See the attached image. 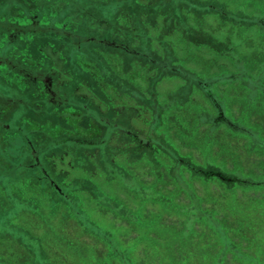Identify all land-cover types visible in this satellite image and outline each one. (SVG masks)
Returning <instances> with one entry per match:
<instances>
[{"label": "rangeland", "instance_id": "obj_1", "mask_svg": "<svg viewBox=\"0 0 264 264\" xmlns=\"http://www.w3.org/2000/svg\"><path fill=\"white\" fill-rule=\"evenodd\" d=\"M4 20L27 29L0 25V264H264V0Z\"/></svg>", "mask_w": 264, "mask_h": 264}, {"label": "trees", "instance_id": "obj_2", "mask_svg": "<svg viewBox=\"0 0 264 264\" xmlns=\"http://www.w3.org/2000/svg\"><path fill=\"white\" fill-rule=\"evenodd\" d=\"M158 4V3H157ZM150 9H152V6H150ZM155 13H153L150 17H149V19H152V17H153V15H154ZM10 25L11 27H14V29H15V31H21V29H27V28H24V27H20V24H16L15 25V22H10V21H8V20H4V22L2 23V21L0 22V25H2V26H4V25ZM37 24V22H33L32 24H31V28L30 29H32V30H34V31H37V32H39L38 30L39 29H37L36 28V25ZM22 26V25H21ZM36 28V29H35ZM55 29H58V28H55ZM55 29H53V30H47V31H53V32H55L54 30ZM63 32H64V34L66 33H69L71 36H74V37H76V38H79V40H82V39H86V38H84L83 36H80V34H73V33H70V32H68V31H66V30H63ZM93 38V37H92ZM89 39H91V38H89ZM94 39V38H93ZM7 63H9V64H11L12 62H10V61H8L7 60ZM16 66V65H15ZM22 69V71L24 72H26V74L27 75H29V76H33V74L34 73H31V72H29V71H27V70H25V69H23V68H21ZM36 75V74H35ZM38 76V75H37ZM36 76V77H37ZM121 83V82H120ZM21 140H22V138H21ZM20 140V141H21ZM23 141V140H22ZM22 143V142H21ZM166 150H168L167 149V147L165 146L164 147ZM176 160H178L179 161V158H176ZM186 160V159H185ZM186 164L188 165V167H190L194 172H196L197 174H200V173H205L204 171H203V169L202 168H200V166H197V165H195V164H193V163H191L189 160H187L186 161ZM220 173H222V176L227 180V181H230V182H232L234 179H239V178H237L236 177V175L235 174H232V175H226V174H224L223 172H221L220 171ZM240 181H243V180H241V178H240ZM240 184H242L241 182H240Z\"/></svg>", "mask_w": 264, "mask_h": 264}, {"label": "flooded vegetation", "instance_id": "obj_3", "mask_svg": "<svg viewBox=\"0 0 264 264\" xmlns=\"http://www.w3.org/2000/svg\"><path fill=\"white\" fill-rule=\"evenodd\" d=\"M45 81H47V80L45 79Z\"/></svg>", "mask_w": 264, "mask_h": 264}]
</instances>
